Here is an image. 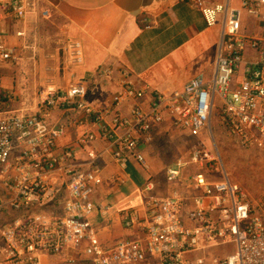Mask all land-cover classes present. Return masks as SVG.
<instances>
[{"label": "built area", "instance_id": "obj_1", "mask_svg": "<svg viewBox=\"0 0 264 264\" xmlns=\"http://www.w3.org/2000/svg\"><path fill=\"white\" fill-rule=\"evenodd\" d=\"M33 1L39 0H0V67L21 60L4 25L24 20ZM179 1L196 7L208 27L221 26L209 78L198 73L181 89L164 93L136 84L120 68L106 107H93L87 84L76 81L63 87L48 84L34 107L25 108L22 97L2 86L0 75V264H48L50 258L64 264H133L148 258L161 264H205L207 256L186 255L229 243L231 254L209 261L264 264V214L230 178L217 147L203 140L213 139L210 123L218 107L230 135L245 146L264 143V0ZM142 22L150 27L147 18ZM61 51L81 63L78 42L63 43ZM114 71L105 64L95 74L107 80ZM164 123L198 139L188 160L177 159L165 170L167 182L185 186L188 196L146 197L143 237L106 248L89 220L96 209H109L93 199L103 183L93 168L101 154L92 149L84 164L76 150L104 141L120 168L131 159L148 170L143 147ZM69 132L74 138L61 143ZM187 166L196 171L184 177ZM152 188L148 179L146 190ZM123 219L125 227L135 224L133 214Z\"/></svg>", "mask_w": 264, "mask_h": 264}, {"label": "crops", "instance_id": "obj_2", "mask_svg": "<svg viewBox=\"0 0 264 264\" xmlns=\"http://www.w3.org/2000/svg\"><path fill=\"white\" fill-rule=\"evenodd\" d=\"M43 9L50 11L60 22L58 33L63 43L80 44L81 63H74L61 49L42 51L35 42L27 40L24 22L36 18ZM145 18L149 20V28L144 27L142 20ZM4 26L10 34L8 42L18 46L21 55L18 63L0 67L4 88L24 97L48 84L63 87L69 82L84 81L88 86V100L95 108L106 107L110 102L120 79V68L127 69L136 84L144 83L164 93L181 89L198 73L209 78L216 65L221 29L220 25L208 27L196 7L179 0H39L30 4L25 21ZM18 31H23L25 36H16ZM32 49H37V59ZM105 64L115 71L111 78L100 80L95 72L98 66ZM122 112L127 114L128 106H124ZM175 130L169 123H164L154 136L174 134ZM73 138L74 133L69 132L60 142ZM158 145L153 142L143 147L148 170L131 159L120 168L104 141L76 150L78 161L84 164L89 162L92 149L101 154L93 168L103 183L93 199L96 205H109V209L105 213L96 209L89 220L104 247H112L126 238L143 237L140 225L145 217L146 197L187 196L181 184L167 182L165 170L177 160L169 163L158 152ZM185 170L183 175L187 177ZM148 179L153 182L151 190H146ZM128 214L135 217V224L130 228L125 227L123 219ZM232 252L233 244L229 243L190 252L186 256L204 255L207 256L205 264H213L210 258H224ZM46 261L58 263L53 258ZM133 264L161 263L157 258H148Z\"/></svg>", "mask_w": 264, "mask_h": 264}, {"label": "rangeland", "instance_id": "obj_3", "mask_svg": "<svg viewBox=\"0 0 264 264\" xmlns=\"http://www.w3.org/2000/svg\"><path fill=\"white\" fill-rule=\"evenodd\" d=\"M59 24L58 19L53 18L50 11L43 9L36 18L24 22L27 40L35 42V46L40 47L42 51L50 48L60 50L63 41L58 33ZM32 50L35 59H37L39 57L37 49ZM40 90L39 87L35 93L21 96L25 108L34 107ZM17 104L20 103L15 101L14 106L17 107ZM218 109L217 107L214 110L211 117L210 129L213 139L211 141L206 138L203 140L207 145L214 144L217 147L224 169L230 178L239 185L254 210H259L264 214V143L256 141L248 146L243 145L237 137L224 130ZM153 142L159 144L158 152L160 151L167 161L172 163L177 159L188 160L190 151L197 144L198 139L190 138L175 130L174 134L162 135L158 138L154 136L151 144ZM194 171H196L195 167L187 166L185 173L189 177ZM182 181L185 182V180ZM183 187L185 188V186ZM48 264L56 263L50 261Z\"/></svg>", "mask_w": 264, "mask_h": 264}, {"label": "trees", "instance_id": "obj_4", "mask_svg": "<svg viewBox=\"0 0 264 264\" xmlns=\"http://www.w3.org/2000/svg\"><path fill=\"white\" fill-rule=\"evenodd\" d=\"M57 264H64V263H60V262H58ZM78 264H86V263H83V262H82V263H78Z\"/></svg>", "mask_w": 264, "mask_h": 264}]
</instances>
